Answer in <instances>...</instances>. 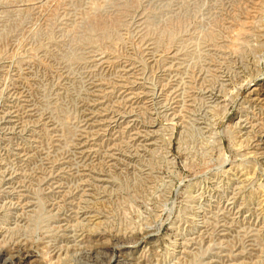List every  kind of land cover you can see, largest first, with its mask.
<instances>
[{
	"label": "rangeland",
	"instance_id": "374dc122",
	"mask_svg": "<svg viewBox=\"0 0 264 264\" xmlns=\"http://www.w3.org/2000/svg\"><path fill=\"white\" fill-rule=\"evenodd\" d=\"M0 264H264V0H0Z\"/></svg>",
	"mask_w": 264,
	"mask_h": 264
}]
</instances>
